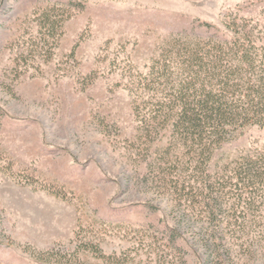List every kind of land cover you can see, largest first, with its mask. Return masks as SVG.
<instances>
[{
	"label": "rangeland",
	"instance_id": "1",
	"mask_svg": "<svg viewBox=\"0 0 264 264\" xmlns=\"http://www.w3.org/2000/svg\"><path fill=\"white\" fill-rule=\"evenodd\" d=\"M236 14L264 43V0H0V264H264V127L190 162L127 89Z\"/></svg>",
	"mask_w": 264,
	"mask_h": 264
},
{
	"label": "trees",
	"instance_id": "2",
	"mask_svg": "<svg viewBox=\"0 0 264 264\" xmlns=\"http://www.w3.org/2000/svg\"><path fill=\"white\" fill-rule=\"evenodd\" d=\"M53 13L43 16L52 32L58 22ZM224 25L231 37L211 33L209 23L203 24L207 34L170 37L148 72L131 75L127 84L143 130L168 131L170 145L184 157L186 150L190 162L207 164L242 129L264 127L263 32L237 14L227 16ZM257 164L248 162L245 172L264 180V165Z\"/></svg>",
	"mask_w": 264,
	"mask_h": 264
}]
</instances>
